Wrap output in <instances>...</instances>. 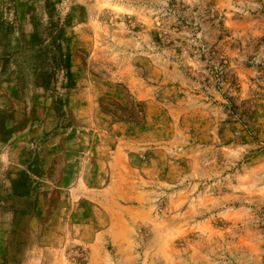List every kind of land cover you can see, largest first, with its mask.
Segmentation results:
<instances>
[{
    "label": "rangeland",
    "instance_id": "1",
    "mask_svg": "<svg viewBox=\"0 0 264 264\" xmlns=\"http://www.w3.org/2000/svg\"><path fill=\"white\" fill-rule=\"evenodd\" d=\"M2 8L0 264H264V0Z\"/></svg>",
    "mask_w": 264,
    "mask_h": 264
},
{
    "label": "crops",
    "instance_id": "2",
    "mask_svg": "<svg viewBox=\"0 0 264 264\" xmlns=\"http://www.w3.org/2000/svg\"><path fill=\"white\" fill-rule=\"evenodd\" d=\"M3 1L4 0H0V35L8 34L9 36L7 38L6 44L9 48H13L12 46H14L15 42L17 41L18 30L17 28L13 26L12 21L8 19V17H11L10 13L6 12V10L2 8ZM17 18H20V16L18 17V14H17ZM89 238L91 239L90 241H93V238L95 237L92 238V236H89ZM51 263L52 264H64V262L61 261L59 257H57L56 259H51Z\"/></svg>",
    "mask_w": 264,
    "mask_h": 264
}]
</instances>
